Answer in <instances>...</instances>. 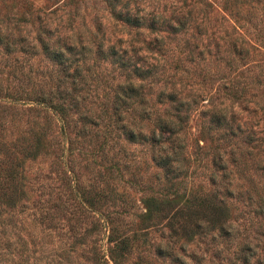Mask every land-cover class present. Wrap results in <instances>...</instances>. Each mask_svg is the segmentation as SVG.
<instances>
[{
	"label": "rangeland",
	"instance_id": "1",
	"mask_svg": "<svg viewBox=\"0 0 264 264\" xmlns=\"http://www.w3.org/2000/svg\"><path fill=\"white\" fill-rule=\"evenodd\" d=\"M0 264H264V0H0Z\"/></svg>",
	"mask_w": 264,
	"mask_h": 264
},
{
	"label": "trees",
	"instance_id": "2",
	"mask_svg": "<svg viewBox=\"0 0 264 264\" xmlns=\"http://www.w3.org/2000/svg\"><path fill=\"white\" fill-rule=\"evenodd\" d=\"M118 16V15H117ZM120 19H122L123 22H125L126 24H129L131 26H139L141 24V19H139L138 17H132L128 14H125V16L121 17ZM41 45H42V49L44 51L45 56L53 61L57 66L60 67V70L62 72H66L69 70L70 66H71V59L67 56H64V50L68 49L67 46L63 45L64 47L61 48H51L48 47L46 43L41 41ZM108 53L107 56L110 57V60L116 64L119 65V67L125 69L128 68L129 70V74H131L135 79H129V81L121 86V89L119 90L121 97H131V94L129 92H131L133 90V88H137L140 86L141 81L151 77V73L149 71L148 68L146 67H142L141 65L138 64H125L123 58H121L117 52L113 49V47H109L107 49ZM233 53H236V50L233 51ZM136 80V81H135ZM27 94V93H26ZM32 98L30 97L28 100H33L35 104L40 105L42 107V109H44L45 111H49L51 113L54 112V114H56L58 117L56 118L57 120H59L62 124H63V117H65L67 115V108L70 109V107H68L66 103H60L55 101L54 97L49 94V93H43L40 92L38 94L35 95H31ZM136 96L140 97V94L137 93ZM120 97V98H121ZM122 100H120L119 102H121ZM70 103V101H69ZM53 114V115H54ZM161 122V126L164 124H167V121H165V119H160ZM123 136L126 140H128L129 142H140V141H147V138L142 135V133L140 132H134L131 129H124L123 130ZM170 134V133H169ZM170 138V137H169ZM166 141L168 143V145L170 146L168 151H172L173 150V144H174V139L170 138ZM135 140V141H134ZM139 140V141H137ZM38 147V138H35V143L33 144V151ZM172 147V148H171ZM32 153V152H31ZM31 153H28L30 155H33ZM173 153V151H172ZM173 156H175V154L173 153L172 155H170L169 153H163L160 156H156L155 158V164L158 167H161L164 169V171L169 172L172 170V164L176 161L175 157L173 158ZM144 204H145V209L148 213H152V212H159L162 210L161 208V201L156 200L155 198H146L144 200ZM109 239V236H108ZM110 242H114V245L112 249H115V247H118L119 249H124L126 247V242L127 239L125 237H122L120 239H118L117 241H113L111 239H109ZM162 250H164L163 248H158L157 252H161ZM158 252V254H160ZM163 254V252L161 253Z\"/></svg>",
	"mask_w": 264,
	"mask_h": 264
}]
</instances>
